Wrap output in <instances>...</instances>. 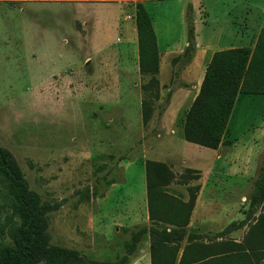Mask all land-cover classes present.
I'll use <instances>...</instances> for the list:
<instances>
[{
  "label": "rangeland",
  "instance_id": "rangeland-1",
  "mask_svg": "<svg viewBox=\"0 0 264 264\" xmlns=\"http://www.w3.org/2000/svg\"><path fill=\"white\" fill-rule=\"evenodd\" d=\"M76 1L82 0H0V146L27 181L30 200L46 210L36 252L64 248L82 264H150L149 238L141 237L135 247L131 242L139 226L150 224L139 160L165 162L158 153L169 137L176 140V159L165 163L173 166L175 179L164 190L184 203L194 201L200 181L185 169L194 167L201 171L204 186L217 185L225 197L218 208L197 209L195 214L193 208L186 231L199 234L206 244L243 243L264 216V201L251 203L264 162V137L258 130L264 122V96L240 99L230 125L237 137L235 148L221 161L216 152L181 137L177 122L190 98L168 112L162 129V108L150 101L152 115L144 125L132 105L126 109L128 92L112 98L108 83L97 84L99 94L92 92L94 84L85 83L96 74H110L100 60L97 65V58L107 49L123 47L126 38L105 27V7L94 2L85 5L86 12ZM211 5L213 0H206L205 7ZM90 20L95 29L87 33L90 23L83 22ZM157 90L148 95L155 96ZM183 94L192 92L185 89ZM172 129L176 134L171 136ZM182 159L188 165H181ZM214 165L217 170L211 175ZM224 171L231 173L224 176ZM8 205L0 178V248L14 243L18 226ZM230 226L228 234L215 240Z\"/></svg>",
  "mask_w": 264,
  "mask_h": 264
},
{
  "label": "trees",
  "instance_id": "trees-1",
  "mask_svg": "<svg viewBox=\"0 0 264 264\" xmlns=\"http://www.w3.org/2000/svg\"><path fill=\"white\" fill-rule=\"evenodd\" d=\"M135 25L139 71L141 75L149 76L143 90L150 93L158 89L155 79L158 52L151 20L141 4L136 5ZM187 41L186 54L194 46L190 12H187ZM157 94L158 90L155 96L148 95L142 100L144 125L151 118L150 101L153 102ZM238 95L264 96V28L252 49L235 48L214 53L207 65L199 93L184 118L185 141L216 149L226 132ZM144 171L150 224L139 226L131 234V242L135 247L141 237L149 238L150 264H257L258 260L264 259V216L248 232L243 243H202L199 234L186 231L200 186L194 187V201L184 203L164 190L175 179L171 166L146 161ZM186 172L194 173V181L199 180L198 172L191 169ZM260 172L259 188L252 197V205L264 201V162ZM0 178L6 184L9 209L18 219L14 243L0 248V264H49V261L53 264H82L77 254L64 248H42L36 252L35 242L43 235L39 227L46 210L30 200L27 181L11 155L1 146ZM230 231L231 226L220 232L215 240L223 238ZM184 242L186 244L182 246Z\"/></svg>",
  "mask_w": 264,
  "mask_h": 264
},
{
  "label": "crops",
  "instance_id": "crops-1",
  "mask_svg": "<svg viewBox=\"0 0 264 264\" xmlns=\"http://www.w3.org/2000/svg\"><path fill=\"white\" fill-rule=\"evenodd\" d=\"M223 1L228 0H213V5L208 7H205L206 0L76 1L80 7L90 5L94 2L100 4L101 7H105L103 9L108 11L107 14L104 12L107 16L104 20L105 27L118 30L126 38L123 47L107 49L102 56L97 58V65L100 60L101 64H103L102 68L108 72L110 68V74H104L103 76L96 74L92 80H86L85 83L94 84L92 91L94 94H99L98 89H96L97 84L108 83L109 87L106 89L112 98H121L123 91L128 92L126 98H129V102L126 109L129 111L132 105L134 107V113L139 112L142 120V100L148 97V93L144 92L143 87L148 83L149 76H143L139 71L135 11L136 5L141 4L151 20L158 52V72L155 75V79L158 82V94L157 98L153 99V103H155L157 108H162L161 114L163 119L159 125V129H162L165 116L168 112L176 104L181 102V100L184 101L190 98L183 104L188 105L186 110L179 116L177 122V126H181L180 128H182L181 137L185 141L183 132L184 118L199 93L207 65L211 61L214 53L235 48L252 49L258 34L264 28V0H233V5L230 6L221 4ZM83 10L88 12L86 6ZM187 12L191 13L194 46L186 54L185 51L188 48ZM89 17L85 16V18ZM89 23L90 26H88L89 30H87V33L95 29V27L93 28V20L83 22V26ZM117 43H121V41L117 39ZM84 89L86 93L90 91L86 87ZM185 89L191 90L192 95L189 97L184 96ZM243 97L245 99L246 97L253 98L259 96L238 95L226 127V132L219 146L216 149H209L216 152L217 161H221L225 153H228L231 148H235L237 137L233 136V130H231L230 125L235 123V121L232 122L234 113L239 105L240 99ZM258 130H260L259 136L264 137V122ZM175 134L176 132L172 129L170 135ZM158 138H162V134L158 135ZM178 139L180 140V138ZM175 143L176 140H172L170 137L163 142L158 153L159 158L165 160L166 163L170 159H176L174 151ZM189 144L205 148L196 144ZM258 159L256 160V168H258ZM146 161L152 160H139L143 171ZM155 162L165 163L158 160ZM192 162H194V159ZM180 164L184 166L188 165L184 159L181 160ZM170 166L173 167L172 165ZM185 169L198 172L200 177L198 180L200 181V189L195 201L194 214L197 209L201 211L207 209L208 211L218 208L216 207L218 202L220 200L223 201L225 197L217 185L208 189V184L204 186L201 182L202 175L199 169L194 167H186ZM216 170L217 167L214 165L210 171L211 175ZM230 173L229 171H224V176ZM243 176L249 177L247 175ZM140 188L145 194L143 201L146 203L145 171ZM196 221L199 222L197 219Z\"/></svg>",
  "mask_w": 264,
  "mask_h": 264
}]
</instances>
